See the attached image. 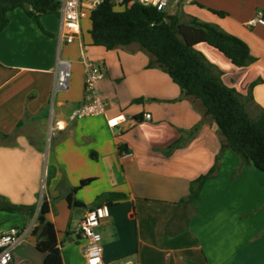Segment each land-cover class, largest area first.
<instances>
[{
    "label": "crops",
    "instance_id": "obj_1",
    "mask_svg": "<svg viewBox=\"0 0 264 264\" xmlns=\"http://www.w3.org/2000/svg\"><path fill=\"white\" fill-rule=\"evenodd\" d=\"M259 12L264 0L172 1L168 9L183 23L210 24L248 44L257 60L246 67L208 44L197 49L245 97L261 80L248 101L252 117L264 110V25L250 24ZM8 18L0 29V198L36 212L47 199L63 264H86L80 221L98 206L109 213L100 227L106 264H264V173L222 150L214 119L152 54L137 43L93 46L83 25L73 44H60L59 14L40 18L45 32L22 9ZM59 59L71 63L72 75L68 90L55 93ZM84 59L104 70L98 87L106 111L77 118ZM214 168L192 198L196 181ZM84 180L92 181L80 187ZM75 189L81 205L70 207ZM109 193L124 198L100 199ZM30 221L0 210V235ZM45 257L31 233L11 264Z\"/></svg>",
    "mask_w": 264,
    "mask_h": 264
},
{
    "label": "trees",
    "instance_id": "obj_2",
    "mask_svg": "<svg viewBox=\"0 0 264 264\" xmlns=\"http://www.w3.org/2000/svg\"><path fill=\"white\" fill-rule=\"evenodd\" d=\"M131 1L126 0L124 4L118 5L114 0H103L90 11L89 35L92 45L113 50L120 46L139 44L154 56L155 63L168 73L186 96L201 102L205 115L212 117L220 129L223 136L222 150H232L245 164L264 173V110L256 117L248 112V101L252 99L253 89L261 80L251 84L249 94L245 97L226 85L221 73H217L197 49L200 44H208L235 66L246 67L257 60L248 44L216 26L197 20L183 23L178 16L161 13L151 5L136 2L128 6ZM59 8L60 4L55 0H0V29L8 25V14L15 9L24 10L40 25L42 16L59 14ZM1 136L10 138L9 135ZM214 172L215 168L196 181L197 187L191 190L192 198H199L204 180ZM91 181H82L80 187ZM75 191L67 196L70 207L81 205L74 199ZM123 198L121 193L100 197L108 204ZM0 210L24 214L31 219L36 214V207L13 205L2 198ZM49 213L50 206L45 199L32 234L37 239L38 250L46 255L44 264H63L57 230L48 219Z\"/></svg>",
    "mask_w": 264,
    "mask_h": 264
},
{
    "label": "built area",
    "instance_id": "obj_3",
    "mask_svg": "<svg viewBox=\"0 0 264 264\" xmlns=\"http://www.w3.org/2000/svg\"><path fill=\"white\" fill-rule=\"evenodd\" d=\"M60 4L59 15L61 19L62 31L60 33V44H73L82 34L83 19L88 17V13L96 8L103 0H55ZM176 4L192 3L193 0H132L128 6L139 2L143 5H151L161 13H168L171 2ZM118 5H122L126 0H114ZM251 25H264V12H259L258 16L250 22ZM85 81H84V100L82 107L76 112L75 117H90L102 115L106 111L105 102L101 98L99 82L104 77V70L98 63L84 59ZM72 75L71 63L59 59L55 93L57 91L68 90ZM147 120H151V115H146ZM119 122L110 121V125L115 127ZM125 157L131 154L124 152ZM41 206L31 219L29 224L14 227L8 232L0 235V264H11L14 259V251L22 246L28 236L33 232L37 224V218ZM109 216L106 206L96 207L86 211L80 221V234L86 239L85 257L86 264H106L103 260V244L100 227L102 221Z\"/></svg>",
    "mask_w": 264,
    "mask_h": 264
},
{
    "label": "rangeland",
    "instance_id": "obj_4",
    "mask_svg": "<svg viewBox=\"0 0 264 264\" xmlns=\"http://www.w3.org/2000/svg\"><path fill=\"white\" fill-rule=\"evenodd\" d=\"M83 28L85 30L86 33H88L89 29H90V25H91V21H90V14L88 13V17L83 19Z\"/></svg>",
    "mask_w": 264,
    "mask_h": 264
}]
</instances>
